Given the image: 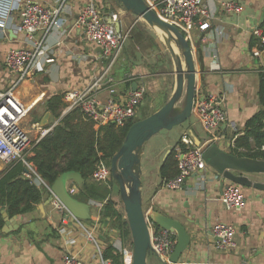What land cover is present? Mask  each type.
<instances>
[{"label": "crops", "instance_id": "crops-1", "mask_svg": "<svg viewBox=\"0 0 264 264\" xmlns=\"http://www.w3.org/2000/svg\"><path fill=\"white\" fill-rule=\"evenodd\" d=\"M37 1L50 5L53 0ZM220 1H210L215 14L211 29L206 32L194 29L188 42L196 70L195 95L199 98L208 95L220 97L225 113V120L214 131L215 139L212 142L229 152L235 138L243 135L245 122L259 110L257 90L259 73L264 64L262 59L258 60L251 55L250 40L253 38L250 32L255 26H264V0H233L240 6L239 13L234 15L223 14ZM86 3L87 0H60L62 24L46 37L43 55L39 56L41 69L13 89L15 97L30 108L29 112L39 110L38 117L34 118L30 126H24L27 116L23 121V128L33 144L38 140V131L31 126L39 125L41 117L47 112L44 101L52 94H62L68 89L82 87L106 67L107 61L101 57L100 49L83 40L80 28L73 21ZM116 11L124 16H119L120 13ZM114 13L118 30L127 36L121 54L108 73V82L100 88L97 98L104 102L111 97L126 95L133 85L135 89L144 86L147 92L142 102L146 97L151 99L147 101L148 108H151L150 102L168 84L164 83L165 71L157 73L151 66L153 52L149 45L154 48L158 46L153 36L155 30L148 25H139L141 38L130 42L128 46L129 31L132 28L130 23H126L128 13L119 7ZM14 16L17 21V16ZM7 36V39L0 38V91L9 89L17 81L16 76L4 65L5 53L9 48L22 46L20 35H9L7 32ZM44 56L50 61L45 62ZM173 88L174 83L170 94ZM109 90H114V93L111 94ZM160 94V97H166L164 92ZM192 118L194 121L191 119L190 124L179 125L178 134L172 139L171 145L165 144L159 149H152L150 145L143 146L140 153V177L144 214H168L188 231H193L190 244L182 253L180 262L264 264V190L261 188L264 175L231 172L244 181L241 185L236 184L244 199L240 211L227 210L219 201L224 187L235 183L216 175L208 166L184 180L178 189L164 187V181L159 176V168L164 161L158 159L160 156L172 147L176 148L184 134L192 140L194 146L202 149L211 143V137L204 132L196 117L193 115ZM28 119L31 120V117ZM30 132L34 133L32 141ZM4 168L1 167L0 172ZM73 183H67V188L73 190L71 195L74 198L78 189ZM104 185L110 188L109 198L116 203L111 180ZM48 195L44 192L33 211L16 215L15 220H10L6 232L0 233V264H60L64 254H70L81 264H109L110 260L102 257L103 250L110 244L113 246L116 241L122 244V241L109 222L100 218L103 203L88 200L85 203L89 206L88 217L81 220L69 211L60 213L51 203L45 205ZM191 215H195L199 227L186 223ZM218 223L235 229V247L229 251H217L213 247L211 229ZM149 225L154 228V224ZM122 245L130 250L128 246ZM151 256L154 260L151 264H166L158 260L157 256Z\"/></svg>", "mask_w": 264, "mask_h": 264}, {"label": "built area", "instance_id": "built-area-1", "mask_svg": "<svg viewBox=\"0 0 264 264\" xmlns=\"http://www.w3.org/2000/svg\"><path fill=\"white\" fill-rule=\"evenodd\" d=\"M210 1L212 0H144L158 17L178 28L187 41L194 29L200 32L211 29L215 14ZM219 6L225 15H234L240 10V6L233 0H222ZM116 9L117 6L109 0H87L77 14L74 23L80 28L83 40L97 46L107 64L92 81L61 94L62 115L70 110H77L83 119L93 123L96 128L107 124L122 127L132 121L136 118L138 107L147 92L144 86H139L119 98L111 97L104 102L97 98L100 88L108 82V73L116 63L127 36L115 28ZM60 13V0H53L50 5L41 4L37 0H0V38L7 39V32L11 30L13 34L20 35L22 43L21 47L9 48L4 56L5 67L16 76L17 81L9 89L0 91V168L21 161L27 168L25 176L36 186L47 190L49 187L25 160L30 149V140L23 128V121L30 108L25 107L15 97L13 89L41 69L39 56L43 55L42 50L48 33L62 24ZM14 15L17 16V21ZM250 34L256 42L251 48V55L260 60V54L264 51V26L253 27ZM44 61L50 60L44 56ZM109 91L111 94L114 93V90ZM193 115L204 132L211 137L209 141L213 143L214 131L225 120L220 97L208 95L199 98L195 95ZM31 127L37 129L38 140L53 128L49 126L40 128L38 124ZM180 143L184 145V149L180 146L175 148L178 174L164 182V187L169 189L180 188L184 180L206 166L201 147L194 146L186 134L181 137ZM262 150L264 151V147ZM91 178L96 183L107 184L111 180L109 167L100 161ZM69 193L72 194L73 190L70 189ZM219 201L227 210L240 211L244 206V199L235 184L224 187ZM51 204L60 213H68L57 200H53ZM149 230L155 256L166 264H173L169 261V256L176 242L175 235L166 230H154L151 226ZM211 235L214 238L215 250L229 251L235 247V229L232 226L215 224L211 229ZM113 247L121 255L123 263L130 264L131 252L119 241H116ZM60 264L81 263L70 254H64ZM175 264L191 263L178 260Z\"/></svg>", "mask_w": 264, "mask_h": 264}, {"label": "water", "instance_id": "water-1", "mask_svg": "<svg viewBox=\"0 0 264 264\" xmlns=\"http://www.w3.org/2000/svg\"><path fill=\"white\" fill-rule=\"evenodd\" d=\"M109 1L128 14L142 19L149 27L164 31L167 35V41L175 43L184 61L185 69L182 67L180 56L174 54L172 48L166 44L174 65L175 83L173 91L159 109L129 126L120 148L110 161L109 167L111 179L118 185V196L130 231L132 242L130 264H147V256H155L151 246L149 224H154V230H166L175 235L176 242L169 256V261L175 264L189 246L193 231H188L180 222L169 217L168 214H152L150 216L144 214L141 202L140 153L145 142L159 131L170 130L172 127L183 123H191L196 76L192 50L183 33L174 25L158 17L145 4L144 0ZM73 21H75V18ZM115 28L119 31L117 24ZM8 33L12 35L11 30ZM260 59L263 60L264 64V51L260 54ZM132 90H135V85L132 86ZM182 97L183 105L177 111L175 106ZM57 121L47 111L41 117L39 127H53ZM169 153L170 151L165 153L163 160L166 159ZM202 157L206 166L216 175L235 183V185H241L244 181L238 175H232L231 172L264 175V159L238 157L222 150L215 143H209L203 148ZM69 182H74L79 186L83 183V179L79 173L74 171L61 173L48 188L49 195L44 201L45 205L57 200L75 218L86 219L89 206L73 198L67 188ZM261 188L264 190V184ZM0 214L4 221L1 232H6L10 220H15L16 216L9 218L2 209H0ZM186 223L192 227H199V224L195 221V215H191L186 219Z\"/></svg>", "mask_w": 264, "mask_h": 264}, {"label": "trees", "instance_id": "trees-1", "mask_svg": "<svg viewBox=\"0 0 264 264\" xmlns=\"http://www.w3.org/2000/svg\"><path fill=\"white\" fill-rule=\"evenodd\" d=\"M255 43V40H250V46ZM167 99L166 95L164 103ZM257 99L259 110L245 122L243 135L235 138L229 149L232 155L264 159V67H261L259 73ZM44 106L58 121L47 134L32 144L26 154V162L48 187L61 173H79L83 183L76 185L78 190L74 198L84 203L88 200L102 202L100 218L109 222L124 246H131L124 212H120L116 203L109 198L110 188L94 182L91 175L100 161L110 167L112 157L120 148L129 126L134 121H129L122 127L107 124L96 128L93 123L83 119L77 110H70L62 115L63 103L61 94L58 93L49 96L44 101ZM178 146L184 149L183 144ZM174 148L170 149L169 155L159 168V176L164 182L178 174ZM26 171V166L17 161L0 172V208L5 209L9 217L33 211L44 192L49 194L46 188L33 184L25 176ZM112 182L111 179V184ZM2 226L3 219L0 214V233ZM102 257L110 260L111 264H124L121 255L111 244L103 250Z\"/></svg>", "mask_w": 264, "mask_h": 264}, {"label": "rangeland", "instance_id": "rangeland-1", "mask_svg": "<svg viewBox=\"0 0 264 264\" xmlns=\"http://www.w3.org/2000/svg\"><path fill=\"white\" fill-rule=\"evenodd\" d=\"M116 12H119V11H116ZM119 16H124V15L122 13H120ZM126 18L128 20V21H126V23L128 22V23H130V25H132L131 29L129 27L130 38H128V42H127V45L129 46L132 43V41H139V39L141 38L142 33L139 29V25L142 26V24H143V25L147 26V24L142 19L137 18V17L133 16L132 14H128ZM153 36H154V39L156 40L158 46H157V48H154V47L149 45V48H151V52H153V56L150 59L151 66L153 67V70H155V72H157V73L159 71H160V73L165 71V74H163L164 83L166 82L168 84H166V86L163 89H161L160 92H158L156 94L155 100L150 102L151 108H148V104H147V101L149 102V101H151V99H149L147 97L144 99V101L142 102V104L139 107V109H140L139 114H137L136 118L133 119L134 122L139 120V119L145 118L146 116L153 113V111H156L157 109H159L164 104V97H160V95H161L160 93L164 92L165 96L167 95L169 97L170 90L173 87V83H175L174 65H173L172 58L169 54V51L167 49L166 43L163 40V38L160 37L155 31L153 32ZM176 54L178 56H180V59L183 63V68L185 69L184 61H183V58L181 56V52L178 49H177ZM182 105H183V97L178 101V103L175 106V109L178 111L182 107ZM38 112H39L38 109L37 110L34 109L33 111L29 112L27 114L26 123H24V126H30L31 125L30 123H32L34 121V118L38 117ZM29 117H31V120L28 119ZM191 119L194 121V119L192 117H191ZM179 128H180L179 125H177V126L172 127L170 130L159 131L158 133H156L152 137H150L145 142L144 146L150 145L152 149H159L162 146H164L165 144L171 145L172 139H175V136L178 134ZM33 135H34V133L30 132L29 137H30L31 141L34 138ZM32 144L33 143L30 142L29 147H31ZM165 153L162 156H160L161 158H158V159L163 160ZM112 187H113V199L116 201L117 209H119L120 212H123L122 204H121L119 196H118L119 195L118 194L119 189H118V185L116 184V182H114V181L112 182ZM113 235H115V232H113ZM126 246H128V248L130 249L129 251L131 252L132 246H129L128 244ZM147 258H148V260H147L148 264H151L152 262H154L153 257L151 255L147 256ZM157 263H159V262H157ZM153 264H155V263H153Z\"/></svg>", "mask_w": 264, "mask_h": 264}, {"label": "bare ground", "instance_id": "bare-ground-1", "mask_svg": "<svg viewBox=\"0 0 264 264\" xmlns=\"http://www.w3.org/2000/svg\"><path fill=\"white\" fill-rule=\"evenodd\" d=\"M153 29H154L159 35H161L162 37H164V38L166 39V42H165V43L167 44V46L169 45V46L172 48L174 54H176V53H177L176 45H175V43H173V41H170V42L167 41V35H166V33H165L164 31L158 29V28H153ZM181 63H182V61H181ZM182 67H183V63H182Z\"/></svg>", "mask_w": 264, "mask_h": 264}]
</instances>
